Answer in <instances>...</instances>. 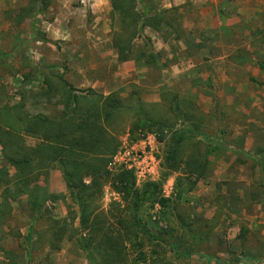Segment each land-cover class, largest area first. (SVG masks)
Wrapping results in <instances>:
<instances>
[{"label":"rangeland","instance_id":"rangeland-1","mask_svg":"<svg viewBox=\"0 0 264 264\" xmlns=\"http://www.w3.org/2000/svg\"><path fill=\"white\" fill-rule=\"evenodd\" d=\"M45 2L0 0V109L23 98L31 114L60 115L62 106L56 98L61 91L57 80L62 77L75 89H94L104 95L116 92L131 110L142 102L149 116L165 125L163 130L130 135L134 122L130 111L107 124L119 145L108 170L112 174L129 170L114 157L125 147H139L148 139L147 151L157 161L155 174L144 179L133 171L136 184L142 187L148 181L162 180L163 195L180 203L167 211L159 204L144 205L142 217L149 232L128 242L126 264H155L159 256L165 264H264V68L252 51L229 56L235 65L221 64L222 51L210 47L212 39L204 30L199 35L190 27L203 18L187 4L165 7L161 0H152L151 16L173 8L178 26L165 13L170 25L156 20L153 26L139 22L134 32L113 15L111 0ZM136 6L140 13L144 11L140 3ZM124 45L132 50L127 60L120 59ZM144 52L155 53L158 63L145 65ZM226 74L233 82L225 80ZM237 84L243 89H235ZM183 127L196 130L183 148L184 158L196 147L205 152L208 143L224 142L226 148L210 156V175L178 200L175 184L180 173L164 167L166 145L160 137L169 141L170 129ZM27 140L31 145L37 142L33 137ZM237 142L243 152L234 149ZM49 188L54 195L37 217L27 196L14 202L11 217L0 225V264H94L74 239L59 242L52 234L54 219L75 217L74 229L80 227L78 203L59 168L52 169ZM120 202L119 193L105 184L98 211H110L109 222L115 226L119 213L115 203ZM127 217L130 221V214ZM182 224H189L196 234L206 233L199 254L184 257L170 245L181 241ZM149 235L164 238L155 243ZM183 239L186 243L177 244L184 250L194 239L190 232ZM142 251L154 260L143 263Z\"/></svg>","mask_w":264,"mask_h":264},{"label":"trees","instance_id":"trees-1","mask_svg":"<svg viewBox=\"0 0 264 264\" xmlns=\"http://www.w3.org/2000/svg\"><path fill=\"white\" fill-rule=\"evenodd\" d=\"M40 1L46 3L45 0ZM111 3L117 12L113 15H117L122 24L130 25L134 32L139 22L153 26L156 20L170 25L172 22L167 20L165 13L170 15L177 26L179 23L173 8L152 17V0H111ZM138 3L144 7L142 13L137 10ZM124 52L127 53L124 55ZM130 52V46H120V59H129ZM156 57L153 52H144V64H157ZM57 81L61 91L56 103L62 106L58 116L31 114L23 98L0 109V225L6 224L12 215L14 202L24 196L28 198L32 214L35 217L42 214L46 202L54 195L49 188L50 173L52 169L59 168L67 190L78 203L80 227L74 229L75 217L71 220L54 219L52 234L55 239L59 242L65 238L70 241L74 239L81 250L88 252L94 264H126L128 242L140 233L149 232L142 217L144 205L159 204L167 211L180 203L163 195L162 180L148 181L138 187L132 170L124 169L116 174L108 170L111 157L119 145L107 124L124 111H130L134 116L130 135L144 134L155 128L163 130L165 125L150 117L142 102H137L131 110L125 105L124 98L116 92L104 95L94 89H75L62 77ZM170 131L172 135L169 141L160 137V141L166 145L163 165L171 172L180 173L175 189L176 199L181 200L184 194L196 189L201 179L210 175L213 167L210 156L226 148V143H208L205 152L196 147L190 156L184 158L183 148L190 143V135L195 133V128L183 127ZM29 137L36 138V144H29ZM237 143L234 149L243 152L240 143ZM262 167L264 170V161ZM87 177L91 178L89 183ZM107 183L120 195L121 202L115 203L119 208L116 226L109 222L110 211H98L97 202ZM128 214L130 221L127 219ZM184 224L180 225L182 231L178 235L181 241L170 245L179 255L191 257L201 252L200 244L207 235H198L194 230L190 231L189 224ZM69 230L75 231L69 233ZM189 232L194 240L183 250L177 243L184 244L183 236L187 237ZM149 237L155 243L164 238L159 235ZM150 256L143 251L140 253L143 263L149 262V258L153 261ZM155 258V264H165L162 256Z\"/></svg>","mask_w":264,"mask_h":264},{"label":"crops","instance_id":"crops-1","mask_svg":"<svg viewBox=\"0 0 264 264\" xmlns=\"http://www.w3.org/2000/svg\"><path fill=\"white\" fill-rule=\"evenodd\" d=\"M161 1L165 7H171L174 4L178 6L187 4L188 9L189 7H192V9L197 8L203 20L197 21L194 25H191V23L189 25L191 28L194 26L196 34L200 35L201 30H204L209 41L212 39L210 47L222 51L220 55L221 64L224 63L226 67L235 65L229 61V56L236 51L248 50L252 51V57L264 68V40H261L262 35H264V0ZM183 18L186 19L185 15ZM216 37H219V40H215ZM255 56H261V59ZM211 62L214 61L211 60ZM240 64L241 62L238 65ZM125 66L129 65L125 64ZM257 72L259 73V70ZM262 76L264 77V74ZM225 80L233 82L227 74ZM232 85L230 83L228 87L234 89V85ZM240 85L237 84L235 89L242 90L243 85Z\"/></svg>","mask_w":264,"mask_h":264},{"label":"built area","instance_id":"built-area-1","mask_svg":"<svg viewBox=\"0 0 264 264\" xmlns=\"http://www.w3.org/2000/svg\"><path fill=\"white\" fill-rule=\"evenodd\" d=\"M144 143L136 145L139 147H125L124 150L118 152L114 157L115 162L124 165L125 168L134 171L139 177H152L155 174L157 161L154 156L147 151L150 142L144 139Z\"/></svg>","mask_w":264,"mask_h":264}]
</instances>
